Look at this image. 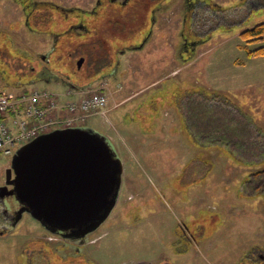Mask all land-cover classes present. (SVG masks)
I'll return each mask as SVG.
<instances>
[{
	"label": "rangeland",
	"instance_id": "1",
	"mask_svg": "<svg viewBox=\"0 0 264 264\" xmlns=\"http://www.w3.org/2000/svg\"><path fill=\"white\" fill-rule=\"evenodd\" d=\"M257 2L26 0V11L0 0V90L17 98L48 91L59 118L67 87L106 91V116L82 126L108 137L124 169L117 205L80 244V257L63 256L77 251L29 214L10 229L0 197V264L263 263L264 196L247 182L259 165L198 150L177 106L195 92L228 100L264 133V57L248 55L264 41L241 39L264 23ZM11 160L0 154V187Z\"/></svg>",
	"mask_w": 264,
	"mask_h": 264
},
{
	"label": "water",
	"instance_id": "2",
	"mask_svg": "<svg viewBox=\"0 0 264 264\" xmlns=\"http://www.w3.org/2000/svg\"><path fill=\"white\" fill-rule=\"evenodd\" d=\"M84 59L78 62V68ZM123 164L108 139L87 127L57 129L19 148L6 171L4 213L15 228L29 214L46 230L83 239L110 216L119 199ZM12 187L9 189V187ZM13 197L17 208L7 199Z\"/></svg>",
	"mask_w": 264,
	"mask_h": 264
},
{
	"label": "trees",
	"instance_id": "3",
	"mask_svg": "<svg viewBox=\"0 0 264 264\" xmlns=\"http://www.w3.org/2000/svg\"><path fill=\"white\" fill-rule=\"evenodd\" d=\"M241 39L249 45L263 42L264 23L243 32ZM248 51L251 58L264 57V47ZM227 101L195 92L182 96L177 106L187 135L198 150L208 153L216 150L242 163L259 165L260 169L251 172L247 182L253 183L257 196H264V133L244 116L242 110Z\"/></svg>",
	"mask_w": 264,
	"mask_h": 264
},
{
	"label": "built area",
	"instance_id": "4",
	"mask_svg": "<svg viewBox=\"0 0 264 264\" xmlns=\"http://www.w3.org/2000/svg\"><path fill=\"white\" fill-rule=\"evenodd\" d=\"M43 99L48 100V105ZM109 102L110 96L103 90L79 94L63 107L72 117L63 119L53 114L60 109L54 94L34 91L17 98L0 90V154L13 156L18 148L55 128L82 125L97 114L106 116ZM6 117L9 119L3 120Z\"/></svg>",
	"mask_w": 264,
	"mask_h": 264
},
{
	"label": "flooded vegetation",
	"instance_id": "5",
	"mask_svg": "<svg viewBox=\"0 0 264 264\" xmlns=\"http://www.w3.org/2000/svg\"><path fill=\"white\" fill-rule=\"evenodd\" d=\"M17 1H19V2H21V4H23V6H25V1L26 0H23V1H21V0H17ZM246 2H247V4H246V6H250V7H252V5L253 4H259V2H257V0H253L254 2H250L251 0H245ZM28 4V3H27ZM27 6V5H26ZM25 6V9H26V11L28 10L27 9V7ZM37 6H39V3H34V2H31L30 4H29V7H30V11L35 15V16H37V13H40V8H37ZM62 11V10H61ZM47 12L49 13V15H51L52 14V11L51 10H47ZM191 13H192V11H191ZM51 19V18H50ZM55 21H53V20H51V25L54 23ZM29 21H27V27L28 28H30L31 29V25L29 26ZM32 30V29H31ZM30 30V31H31ZM49 30H52V29H49ZM74 30V29H73ZM72 30V31H73ZM87 31H89V30H87ZM32 32V31H31ZM46 33H47V31H46ZM69 33V28H67V29H65V30H62L61 32H58L57 33V35H66V34H68ZM69 34H71V33H69ZM54 50H55V48H54ZM54 76V77H53ZM45 77L46 78H48L49 80H53V78H55V75L53 74V73H50V72H46V74H45ZM12 187L10 186L9 187V189H11ZM10 200V202H12L13 204H14V199H13V197H10L9 199H7V201H9ZM6 200L4 199V200H2V202H5ZM11 203V204H12ZM17 208H19V207H17ZM5 209V212H7L6 211V208H4ZM13 227H12V225L10 226V229H12ZM53 234V233H52ZM62 241H63V243H60V241L61 240H59V242H56V244H58V245H60L61 244V246L63 247H67L68 249L69 248H71V249H75V251H77V253L75 252V253H69V254H64L63 256H79L80 257V255H81V252L80 251H82L83 250V248H84V245H86V238L87 237H85V238H83V239H66V238H64V237H62V236H60V235H58V234H56ZM80 244H84V245H80ZM260 259L261 260H263V263L262 264H264V256H260Z\"/></svg>",
	"mask_w": 264,
	"mask_h": 264
},
{
	"label": "crops",
	"instance_id": "6",
	"mask_svg": "<svg viewBox=\"0 0 264 264\" xmlns=\"http://www.w3.org/2000/svg\"><path fill=\"white\" fill-rule=\"evenodd\" d=\"M91 30L89 29V32H90ZM89 32L88 33H84L83 35H79V36H83L84 38L83 39H86V37L87 36H90L91 34H89ZM92 37V36H91ZM101 43V42H100ZM99 43V44H100ZM136 45V44H135ZM101 47H104V46H102L101 45ZM113 47V46H112ZM64 85V84H63ZM65 86V85H64ZM67 87V86H66ZM81 88V87H80ZM78 88V87H67V91H66V93L65 94H63V95H66V96H69V100L68 101H66V102H69V101H71V100H74V99H76L78 96H79V93H81V91L80 90H82V92L84 93L85 92V90L86 89H88V88ZM35 90H38V89H36V88H34ZM62 102V101H61ZM43 103L45 104L46 103V101H43ZM65 103V102H64ZM59 115H60V118H63V119H66V118H71L72 116H71V114L70 113H68L67 111H66V109L65 108H63L62 110H61V112L59 113ZM8 119V118H7Z\"/></svg>",
	"mask_w": 264,
	"mask_h": 264
}]
</instances>
